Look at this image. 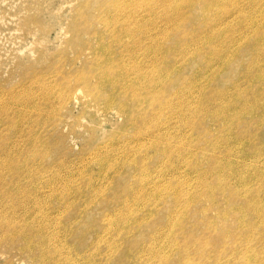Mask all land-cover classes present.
Segmentation results:
<instances>
[{"label":"rangeland","instance_id":"374dc122","mask_svg":"<svg viewBox=\"0 0 264 264\" xmlns=\"http://www.w3.org/2000/svg\"><path fill=\"white\" fill-rule=\"evenodd\" d=\"M207 3L0 0V264H264V0Z\"/></svg>","mask_w":264,"mask_h":264},{"label":"bare ground","instance_id":"6f19581e","mask_svg":"<svg viewBox=\"0 0 264 264\" xmlns=\"http://www.w3.org/2000/svg\"><path fill=\"white\" fill-rule=\"evenodd\" d=\"M165 1H167L168 3H170V0H165ZM214 0H208V3L207 4H211L212 2H213ZM169 8V6L167 7V9ZM182 10V9H181ZM180 10V11H181ZM225 13H231V12H233V10H225L224 11ZM133 27L136 29L137 28V26H135V24H133Z\"/></svg>","mask_w":264,"mask_h":264}]
</instances>
